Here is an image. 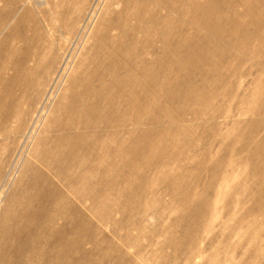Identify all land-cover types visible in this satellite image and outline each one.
I'll list each match as a JSON object with an SVG mask.
<instances>
[{"label": "rangeland", "instance_id": "obj_1", "mask_svg": "<svg viewBox=\"0 0 264 264\" xmlns=\"http://www.w3.org/2000/svg\"><path fill=\"white\" fill-rule=\"evenodd\" d=\"M142 1L0 0V49L7 39L5 50H11L0 60V66L6 64L7 86L15 74V52L19 56L24 50L29 53L27 71L39 65L48 70L44 97L36 108L61 68L64 73L29 145H22V137L34 114L9 151L5 149L9 141L0 136V212L23 166L32 161L37 133L79 63L86 60L77 73L78 82L92 69L89 60L96 42L118 36L117 22L126 11L123 6ZM230 1L224 18L234 21L217 38L225 57L217 71L210 64L206 68L216 83L206 86L195 74L192 80L193 93L210 91L211 102L204 105L177 98L173 103L162 97L159 104L173 119L146 126L155 131L183 130L174 149L181 155L154 168L138 164L134 170H144V178L130 176L112 182L118 185L111 189L109 200L97 202L92 228L80 233L76 264H264V0H251L256 14L247 11L242 1ZM152 9L165 13L160 6ZM183 22L175 26L177 37L192 31L213 36L207 27L188 19ZM234 31L245 34L240 39L247 38L242 48L236 46L240 40L233 37ZM16 126L14 119L4 129ZM162 170L175 173V179L166 178ZM64 264H72L71 259Z\"/></svg>", "mask_w": 264, "mask_h": 264}, {"label": "bare ground", "instance_id": "obj_2", "mask_svg": "<svg viewBox=\"0 0 264 264\" xmlns=\"http://www.w3.org/2000/svg\"><path fill=\"white\" fill-rule=\"evenodd\" d=\"M239 1L247 11L256 14L251 0ZM230 2L143 0L137 5L128 2L123 6L126 11L117 22L118 36L99 39L93 50L88 47L93 51L89 60L92 69L86 70L78 82L77 73L86 60L79 63L78 71L60 93L46 125L37 133L32 161L23 166L11 195L2 206L0 264H64L67 258L76 264L80 233L92 228L97 202L109 200L111 189L118 185L112 182L130 176L144 178V170H134L138 164L154 168L181 155L174 149L183 130L173 127L169 132L162 128L155 131L146 126L173 119L166 114L169 111L163 109L164 105L159 104L162 97L173 103L177 98L187 103L211 102L210 91L193 93L192 80L195 74L206 86L212 81L216 83L206 68L210 64L217 71L225 57L217 38L234 21L224 18ZM154 6L162 7L165 13L153 10ZM186 19L207 27L213 36H203L197 31L175 36V26H182ZM235 31L233 37L240 40L236 46L242 48L247 38L240 39L245 34L239 36ZM7 45L6 39L1 44V61L11 53L10 49L5 50ZM25 51L20 56L13 53L17 58L12 62L15 74L11 86H7L6 64L0 66V136L9 141L5 146L8 151L22 137L33 114L22 145L34 135L47 102L64 74L61 75V68L36 108L39 99L44 97L48 70L39 65L32 72L27 71L29 53ZM169 89L173 93H165ZM14 119L16 128L4 129ZM163 172L166 178L176 177L175 173ZM192 199L189 197V201Z\"/></svg>", "mask_w": 264, "mask_h": 264}]
</instances>
